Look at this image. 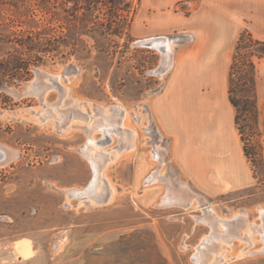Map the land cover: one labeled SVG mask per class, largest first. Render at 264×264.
Segmentation results:
<instances>
[{
	"label": "rangeland",
	"instance_id": "rangeland-1",
	"mask_svg": "<svg viewBox=\"0 0 264 264\" xmlns=\"http://www.w3.org/2000/svg\"><path fill=\"white\" fill-rule=\"evenodd\" d=\"M160 2L0 0V264H264V57L255 99L247 58L233 76L251 179L217 165L207 192L154 110L200 61V4Z\"/></svg>",
	"mask_w": 264,
	"mask_h": 264
},
{
	"label": "crops",
	"instance_id": "crops-1",
	"mask_svg": "<svg viewBox=\"0 0 264 264\" xmlns=\"http://www.w3.org/2000/svg\"><path fill=\"white\" fill-rule=\"evenodd\" d=\"M159 1L163 4L170 2ZM192 1L200 4L189 16L190 27L200 33V44L195 48L200 61H190L187 77L181 76V72H184L181 67V72L174 76L166 95L155 100L154 110L159 126L170 133L167 134L172 138V156L176 157L175 162L179 170L185 175L188 174L187 177L193 180L195 186L201 185L207 192H211L205 179L208 172L215 171L219 174L215 168L217 165L225 167L228 171L226 176H220L223 181L226 178L230 183L240 177L251 179L245 152L240 144L238 149L236 148L235 106L230 100V71L228 72L233 58L231 57L229 62L228 55L233 50L235 52L244 29L251 31L254 37L264 40V0H191V3ZM184 78L187 79L185 83ZM179 86L183 93L181 99H177L174 94V90ZM262 89L264 81L260 83V93ZM258 95L260 96L259 93ZM259 99L262 100L261 96ZM218 105H223L219 108L220 113ZM231 105L233 110L229 117ZM213 106L216 113L210 118L209 113ZM194 132H197L198 136L194 135ZM176 138L179 140L178 147ZM216 139H220L219 144L211 151L217 142ZM192 143H196L198 149L191 151ZM193 152L197 158L206 162L199 163L200 159L194 158ZM213 154H217V157ZM244 167L245 173L242 172ZM197 170L201 172H195Z\"/></svg>",
	"mask_w": 264,
	"mask_h": 264
},
{
	"label": "trees",
	"instance_id": "trees-1",
	"mask_svg": "<svg viewBox=\"0 0 264 264\" xmlns=\"http://www.w3.org/2000/svg\"><path fill=\"white\" fill-rule=\"evenodd\" d=\"M61 4H64L66 2H71L74 4H79L81 0H57ZM91 3V2H89ZM247 44V45H246ZM249 46H256L259 47L258 49H254L255 52L251 51V53L248 55L243 52L244 48ZM263 46V49L260 47ZM264 57V40L257 39L253 36V34L249 30H244L240 38L238 40L236 50L233 54V60L231 64V69H230V87H229V95H230V100L232 104L236 107L239 108L238 102L233 98L234 94V89H233V76L236 73L235 70L238 68V64L241 61L242 58H247V67L244 71L246 73L247 78L246 79V86H250L251 84V93L253 94V98H256V77H257V65L255 64L254 58H262ZM249 68V69H248ZM251 68V69H250ZM253 100V99H252ZM250 101V100H249Z\"/></svg>",
	"mask_w": 264,
	"mask_h": 264
},
{
	"label": "bare ground",
	"instance_id": "bare-ground-1",
	"mask_svg": "<svg viewBox=\"0 0 264 264\" xmlns=\"http://www.w3.org/2000/svg\"><path fill=\"white\" fill-rule=\"evenodd\" d=\"M168 43V42H167ZM185 183V182H184ZM184 190V189H183ZM185 191V190H184ZM20 251L23 255H27L30 256L32 251L30 249L29 246L25 245V243L23 245L20 246Z\"/></svg>",
	"mask_w": 264,
	"mask_h": 264
}]
</instances>
